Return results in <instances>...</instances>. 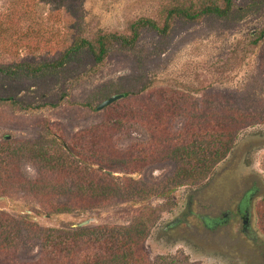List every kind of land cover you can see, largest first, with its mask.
Returning a JSON list of instances; mask_svg holds the SVG:
<instances>
[{
    "label": "rangeland",
    "instance_id": "obj_1",
    "mask_svg": "<svg viewBox=\"0 0 264 264\" xmlns=\"http://www.w3.org/2000/svg\"><path fill=\"white\" fill-rule=\"evenodd\" d=\"M210 2L222 7L0 0V65L16 73L0 75V224L12 242L0 264H45V235L96 227L106 243L131 239L122 250L135 264H264V35L250 44L264 0H231L223 18L172 17L165 34L141 27L132 45L108 43L99 63L83 49L55 66L73 37L129 38L139 19L161 28L168 7ZM211 127L232 136L229 153L180 180ZM251 192L247 236L234 207ZM225 212L215 227L198 218Z\"/></svg>",
    "mask_w": 264,
    "mask_h": 264
},
{
    "label": "trees",
    "instance_id": "obj_2",
    "mask_svg": "<svg viewBox=\"0 0 264 264\" xmlns=\"http://www.w3.org/2000/svg\"><path fill=\"white\" fill-rule=\"evenodd\" d=\"M12 10L17 11V8H12ZM230 11L231 0H222V7L210 2L203 4L197 10H192L191 4L188 6H171L166 9V14L161 28L157 27L154 22L148 19H139L130 25L131 36L129 38L116 36L114 34L99 35L94 40L93 47L88 40L73 37L70 46L67 47L63 55V58H61L55 66L61 67L68 54L78 52L83 49L89 52L95 63H99L106 54V46L108 43L115 41L124 46L132 45L138 37L137 30L141 27L148 28L159 34H165L168 29V21L172 17H180L186 20H195L200 16L223 18L227 16ZM9 28H11V24L9 25ZM263 35L264 29H262L258 36L250 42L251 46H256ZM67 58H69V56ZM37 71H39L38 68ZM14 74H16L14 71L7 70L6 65H0V75L13 76ZM233 131L234 129L231 132ZM205 135L208 138L206 143L200 142L199 144L201 145L196 143V146L191 147L196 150L191 149L190 152H186L185 158L190 160V164L177 168V176L180 180L190 177L191 180H194L193 178L195 177V172L204 171L206 173L214 164L220 162L226 154L229 153L232 136L227 135V133L215 134V132H212V127L206 131ZM95 188L96 196L104 194V190L102 191V188H99L98 185H95ZM99 233H106V227H96L95 229L89 231L83 228H78L70 231V233H67L64 237L57 235L53 236L51 234L45 235L40 241L43 248V254L46 256L45 264H135L137 262L133 261L134 259L131 257L128 258V256L125 255V252L128 249L122 250L123 245L126 244V242L131 243V239L125 237L124 239L126 242L120 241V243H118V240L112 237L106 243V237L99 238L97 235ZM87 234L90 236L87 237ZM0 236L4 238H0L1 253L12 243L10 240H6L8 235H6L5 228L2 224H0ZM77 248L81 251L82 249L84 250V254L81 255V257L76 255ZM96 249L99 251L103 250L104 252H101L102 255L101 253H95L94 250ZM106 251L108 253H106ZM106 254L111 256L112 263H110L111 261L106 262ZM47 260L49 261L48 263ZM146 264H148V262H146Z\"/></svg>",
    "mask_w": 264,
    "mask_h": 264
},
{
    "label": "flooded vegetation",
    "instance_id": "obj_3",
    "mask_svg": "<svg viewBox=\"0 0 264 264\" xmlns=\"http://www.w3.org/2000/svg\"><path fill=\"white\" fill-rule=\"evenodd\" d=\"M252 195H253L252 192L248 194H243L242 197L240 198L241 200H239L234 207L235 213L237 215V219L241 223V231L247 236H251L252 234L250 229V217H249V204H250V200L252 199ZM232 217H233L232 213L225 212L221 215L220 219H215L211 217H206L205 219H203V217L201 216H199L198 218L199 220L202 221V223H204V225L215 227L219 224L226 223V219ZM181 221H183V218L181 219Z\"/></svg>",
    "mask_w": 264,
    "mask_h": 264
},
{
    "label": "water",
    "instance_id": "obj_4",
    "mask_svg": "<svg viewBox=\"0 0 264 264\" xmlns=\"http://www.w3.org/2000/svg\"><path fill=\"white\" fill-rule=\"evenodd\" d=\"M122 97V94H118V95H113V96H111V97H108L107 99H105L104 101H102L100 104H98L97 106H96V110H99V109H101V108H103V107H105L106 105H108V104H110L111 102H113V101H115V100H117V99H119V98H121ZM87 223V221H83V222H80V223H78L76 226H83V225H85ZM245 226V225H244Z\"/></svg>",
    "mask_w": 264,
    "mask_h": 264
}]
</instances>
